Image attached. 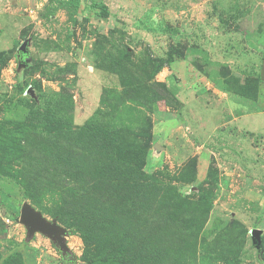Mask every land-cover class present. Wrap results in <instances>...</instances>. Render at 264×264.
<instances>
[{
    "label": "rangeland",
    "instance_id": "rangeland-1",
    "mask_svg": "<svg viewBox=\"0 0 264 264\" xmlns=\"http://www.w3.org/2000/svg\"><path fill=\"white\" fill-rule=\"evenodd\" d=\"M169 52L180 57L166 63ZM133 86L138 97L123 93ZM51 107L72 130L93 118L133 132L149 122L143 170L197 212L209 208L196 264H264V0H81L75 10L0 0V191L12 206L0 197V264L93 260L55 217L58 198L34 202L19 181L37 171L25 137L45 132L29 114ZM22 203L66 231L65 255L27 236Z\"/></svg>",
    "mask_w": 264,
    "mask_h": 264
},
{
    "label": "trees",
    "instance_id": "trees-1",
    "mask_svg": "<svg viewBox=\"0 0 264 264\" xmlns=\"http://www.w3.org/2000/svg\"><path fill=\"white\" fill-rule=\"evenodd\" d=\"M58 1L73 10L81 2ZM93 6L106 14L105 5ZM174 57L180 54L169 52L166 63ZM115 68L126 86L125 68ZM137 89L123 93L138 97ZM29 116L45 132L25 137L27 148L36 152L32 160L37 171L18 172L23 194L34 202L46 194L58 198L55 217L79 233L91 264H196L197 234L209 208L197 212L173 188L158 185L143 170L152 137L149 122L133 132L109 128L93 118L72 130L69 117L52 107L44 118L37 111ZM76 188L78 192H73ZM0 197L12 209L10 198L1 191Z\"/></svg>",
    "mask_w": 264,
    "mask_h": 264
},
{
    "label": "water",
    "instance_id": "water-1",
    "mask_svg": "<svg viewBox=\"0 0 264 264\" xmlns=\"http://www.w3.org/2000/svg\"><path fill=\"white\" fill-rule=\"evenodd\" d=\"M26 43H22L19 51L26 54ZM19 222L23 224L27 230V236L31 237L34 233H40L49 238L58 246V249L65 255L68 249L65 245L66 231L58 226L55 222H48L38 211H35L28 203H22L20 207ZM252 235L257 237L258 232L253 231Z\"/></svg>",
    "mask_w": 264,
    "mask_h": 264
}]
</instances>
